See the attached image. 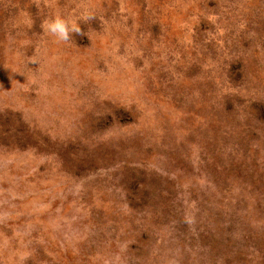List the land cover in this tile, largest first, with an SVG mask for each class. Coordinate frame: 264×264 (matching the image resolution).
Returning <instances> with one entry per match:
<instances>
[{"label":"rangeland","instance_id":"1","mask_svg":"<svg viewBox=\"0 0 264 264\" xmlns=\"http://www.w3.org/2000/svg\"><path fill=\"white\" fill-rule=\"evenodd\" d=\"M0 264H264V0H0Z\"/></svg>","mask_w":264,"mask_h":264}]
</instances>
